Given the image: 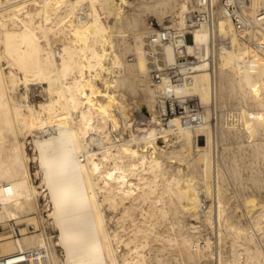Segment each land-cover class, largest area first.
Masks as SVG:
<instances>
[{
    "label": "bare ground",
    "instance_id": "obj_1",
    "mask_svg": "<svg viewBox=\"0 0 264 264\" xmlns=\"http://www.w3.org/2000/svg\"><path fill=\"white\" fill-rule=\"evenodd\" d=\"M135 1L0 0V225L30 221L0 235V264H264V201L229 192L202 106L264 103V0ZM146 11L160 27L140 31ZM151 54L190 78L156 85ZM160 92L197 97L199 121L163 119Z\"/></svg>",
    "mask_w": 264,
    "mask_h": 264
},
{
    "label": "rangeland",
    "instance_id": "obj_2",
    "mask_svg": "<svg viewBox=\"0 0 264 264\" xmlns=\"http://www.w3.org/2000/svg\"><path fill=\"white\" fill-rule=\"evenodd\" d=\"M138 1L140 0H136L134 5H138ZM126 9L128 11L132 10L129 7H127ZM145 14L142 17L143 18L142 23L139 26L140 31L146 32L148 29L147 25L148 23L149 25H151V22H153L155 28L160 27L158 18L152 11L151 12L146 11ZM127 34H128V36L126 37L127 44L133 45L134 41H133V38L131 37L132 32L130 31ZM119 50L121 51V53L122 52L125 53L123 50V46H120ZM124 57L129 60V63L133 62V61H130V59H132L133 57L132 52H128L124 54ZM132 82H133V89L131 90L129 89L126 91V98L128 100V104L135 103L141 106L142 101H145L144 93L141 90V87H139L138 82H135V80H132ZM248 84H250V81H248ZM257 95L259 96L257 92H251L250 88H248L247 94L245 95L246 97L240 94L239 92L225 93L223 98L219 102H217L216 106L212 107L213 109L210 106H204L202 103L201 104L203 106L204 111L211 110L209 111L210 118H211L210 124H212V129H214L213 131L214 134L212 133V142H211V154H212L211 158L213 160L221 159L220 160L221 162L219 161V163L225 175V185L227 188L230 189L229 192L238 190L240 193H248V194L252 193V194H255L257 197H259V199L264 201V156H263L264 155V138H263L264 137V120L262 117L259 118V121L257 123H254L251 120L255 116V114L264 111V103L260 99V96L258 98ZM194 98L198 100L197 97H194ZM217 110L219 114L217 113ZM241 116H243V118H242V121L240 120L239 122L238 118ZM225 117H228V118H225ZM224 121L225 122L228 121V123L230 122L234 123V125H236L234 131L233 129L228 130L227 124H225ZM144 122L145 124L149 126V128L150 126L155 125L153 123V119H151V121H149L148 123H146L145 120ZM156 125L155 126L157 127V129L159 128L161 131H165V130H169L172 127L171 126L172 122L169 121V123L163 126L158 125V124ZM223 131H227V132H223ZM232 134L234 135V137ZM161 141L162 139L158 140V143L159 145L161 144L162 146V144L164 145V143H162ZM29 149L30 147L28 148V151L29 153H31ZM31 169L34 172L35 167L32 165ZM34 182L35 184H38L37 180L36 181L34 180ZM227 184H229V186ZM34 215L36 216V214ZM26 222H30V221L28 220H23V221H18V222L11 221L7 223V224H10L9 226H7V224L5 226L0 225V235L3 234L7 236L9 235V233L11 234L12 231L8 229L10 226H13V231L15 232V234H18L19 229L24 228L25 226H28ZM28 229L30 230V232H33L34 230L33 226H29ZM45 229L47 233H49L52 236H55L57 234L56 231L51 227V225L48 224V222L45 225ZM40 231H42L41 227H40Z\"/></svg>",
    "mask_w": 264,
    "mask_h": 264
},
{
    "label": "built area",
    "instance_id": "obj_3",
    "mask_svg": "<svg viewBox=\"0 0 264 264\" xmlns=\"http://www.w3.org/2000/svg\"><path fill=\"white\" fill-rule=\"evenodd\" d=\"M154 25V24H153ZM189 39V41H188ZM151 42L166 43L171 40L169 29H161L156 34H151L149 37ZM186 41L191 42L190 34L186 35ZM152 61L150 62V77L152 81L159 86L164 87L166 91L183 84L190 78L191 70L188 67L186 58L181 59L179 65L169 66L161 60H157L151 54ZM160 115L163 119H168L174 115H179L183 120L197 123L200 119L201 107L194 98H186L184 101H179L172 95L167 93H158ZM162 103V105L160 104Z\"/></svg>",
    "mask_w": 264,
    "mask_h": 264
}]
</instances>
